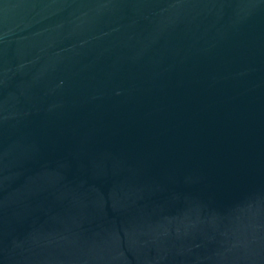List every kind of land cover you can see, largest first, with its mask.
<instances>
[{"label":"water","instance_id":"95a60500","mask_svg":"<svg viewBox=\"0 0 264 264\" xmlns=\"http://www.w3.org/2000/svg\"><path fill=\"white\" fill-rule=\"evenodd\" d=\"M0 264H264V0H0Z\"/></svg>","mask_w":264,"mask_h":264}]
</instances>
